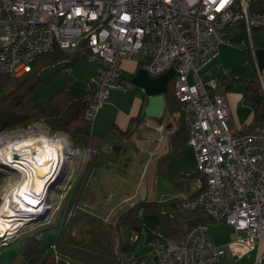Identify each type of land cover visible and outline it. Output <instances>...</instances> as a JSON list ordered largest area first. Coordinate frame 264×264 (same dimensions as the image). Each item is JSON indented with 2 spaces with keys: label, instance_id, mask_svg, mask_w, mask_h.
<instances>
[{
  "label": "built area",
  "instance_id": "built-area-1",
  "mask_svg": "<svg viewBox=\"0 0 264 264\" xmlns=\"http://www.w3.org/2000/svg\"><path fill=\"white\" fill-rule=\"evenodd\" d=\"M249 2L0 0V76L29 71L37 56L55 48L84 53L98 63L84 85L89 99L84 119L89 121L111 88L129 85L120 81L123 59L138 56L151 77L174 69L173 94L180 102L196 170L204 178L194 195L181 200V207L203 209L212 220L231 226L232 233L222 245L213 242L204 221L192 224L177 241L160 238L155 228L150 254L133 251L122 264H215L227 250L243 255L264 240V125L232 128L229 103L216 91L218 82L203 81L200 75V67L225 40L228 25L246 30L241 41L253 53L251 33L264 28V11L250 9ZM67 61L59 58L46 66ZM37 123L42 124L41 134ZM28 126L32 135L54 133L42 120ZM70 143L71 153L75 148ZM138 238L133 233L130 241Z\"/></svg>",
  "mask_w": 264,
  "mask_h": 264
},
{
  "label": "trees",
  "instance_id": "trees-1",
  "mask_svg": "<svg viewBox=\"0 0 264 264\" xmlns=\"http://www.w3.org/2000/svg\"><path fill=\"white\" fill-rule=\"evenodd\" d=\"M249 4L252 10L264 11V2L251 0ZM82 56L84 53L78 51L67 53L55 48L37 56L29 71L18 76H0V131L16 125L25 127L31 121L42 120L50 126L51 131L66 132L73 148L84 153L82 164L76 168L74 175L67 180L60 192L63 198L51 219L54 225L50 228L43 227L35 235L18 239L23 242V255L19 264H53L55 254L62 260L71 259L74 264H122L129 253L135 252L141 244L138 242L145 214L154 213L158 224L175 241L182 238L192 224L201 221L209 224L214 221L201 208L188 211L183 209L180 204L182 198L176 197L121 201L107 215L108 221L91 206L102 191L99 184L93 181L97 180L95 173L100 169H111L119 162L120 150L116 151L111 145L117 143L124 148V140L135 134L144 113L141 109L131 116L123 129H116L115 124L110 122L104 133L94 135L90 132V121L84 119L85 108L89 103L85 92L71 97L65 89H61L48 98L31 97L33 88L41 81L37 74L41 68L59 58H69L63 65L68 67ZM140 67L141 62L137 69ZM223 80L221 78V82ZM230 82H226L227 87ZM173 83V78H170L164 101L168 107L171 106L170 110L182 116L180 102L173 94ZM244 83V97L253 105V117L248 124L253 129L264 125V89L256 76L254 79L244 80ZM171 156L167 153L163 160ZM3 174V168H0V180L3 179ZM48 230L53 232V236L46 245L44 234ZM133 233L139 235L135 242L130 241Z\"/></svg>",
  "mask_w": 264,
  "mask_h": 264
},
{
  "label": "crops",
  "instance_id": "crops-1",
  "mask_svg": "<svg viewBox=\"0 0 264 264\" xmlns=\"http://www.w3.org/2000/svg\"><path fill=\"white\" fill-rule=\"evenodd\" d=\"M259 1L264 2V0ZM225 30V40L219 42L216 56L200 67L201 80L213 79L218 82L219 86L216 91L223 94L227 99V103H229V123L232 128L236 130L241 126L250 128L248 124L253 117V105L244 97V80L254 79L252 77L253 69H251L254 68V71L256 70L255 72H257L255 76L259 78L261 87L264 89V28H253L251 33V41L254 44L253 53L249 52L246 46L242 44L241 40L246 37V30L242 26L228 25ZM239 43L242 44L241 47L238 45ZM138 64H140L138 56L131 59H123L120 64V81H130L133 73L137 70ZM97 66L98 63L96 61L88 60L82 56L68 67L62 65H58L56 68L43 67L37 73L41 77V81L33 88L31 97L33 99L48 98L61 89H65L66 93L71 97L77 93H82L85 90V83L94 74ZM221 78L224 79L222 82ZM227 81H231L228 87L226 86ZM147 98L148 95L144 94L143 90L136 84L133 87L126 85L124 87L116 86L111 88L107 99L100 104L95 116L90 120V132L94 135L102 134L106 131L110 122L115 124L116 129H123L127 126L129 118L143 109ZM164 106L166 110L161 120L144 115L142 123L135 131V134L125 140L124 144L126 141L135 142V145L149 156L148 161L152 162V168H154L155 173L163 175L171 183V186L178 190L172 194L174 196L166 198L175 199L176 197L183 199L194 195L204 178L199 170H196L195 154L192 145L187 139L188 130L186 129L184 118H182L180 113L170 110L171 106L168 107L165 101ZM126 149L127 146H125L124 151L120 150L119 162L122 159L121 154H124ZM167 153L172 156L163 160L164 155ZM119 162L106 171H117L116 168H118ZM102 171L103 169H100L95 174L97 175ZM186 171H189L190 174L186 173ZM98 187L100 188V186ZM100 197L106 198L108 195L101 194ZM127 197H130L131 200L135 199L130 195ZM107 201L109 199L106 200L105 206H107ZM94 203L100 215L107 216L110 213V209V211L102 209L104 204L102 205L99 200ZM118 203L109 207L114 209V206ZM143 218L145 219L141 228L140 241L143 239L151 249L153 241L156 240L155 228L161 234V230L158 228L160 225L154 213L145 214ZM217 223H219L217 225L219 233L221 230L229 228L231 233V226L226 223ZM209 236L213 242L222 245L226 244L230 239L229 237L228 239H223L217 235L213 238L210 227ZM164 237H168L166 233L161 235L160 238ZM257 258V264H264V240L260 242L258 247H252L248 253L243 255L235 256L227 250L225 255L215 264H252Z\"/></svg>",
  "mask_w": 264,
  "mask_h": 264
},
{
  "label": "rangeland",
  "instance_id": "rangeland-1",
  "mask_svg": "<svg viewBox=\"0 0 264 264\" xmlns=\"http://www.w3.org/2000/svg\"><path fill=\"white\" fill-rule=\"evenodd\" d=\"M245 36V33H244ZM241 47V43L238 44ZM245 66V65H244ZM246 67V66H245ZM248 68V67H247ZM253 69L252 77H255L256 73ZM248 71V69H247ZM59 72V71H55ZM125 75H127L125 73ZM129 86L133 87L135 85L134 83H128ZM33 122V121H31ZM30 122V123H31ZM28 123L25 125V127L16 125L12 128L2 129L0 131V145L3 142L2 139L12 140L15 139V137L19 136H32L30 134L29 130L31 129V126L29 127ZM39 128V132L41 131L42 124L37 123L36 124ZM64 132V131H63ZM41 134V133H40ZM67 134L61 133V131H56L54 133H50L49 137L56 138L59 137L61 139L67 140V142H70V138H67ZM36 136V135H35ZM125 141V140H124ZM71 144V143H70ZM125 145L127 146L126 151L124 154H121V161L119 162L118 168H116L117 171H106L107 169H103V171L99 174H97L98 178L95 181V184H99L100 190L102 192L100 194L102 195H108V197H100V194L98 195L96 201L99 200L100 203H102V209L109 210L110 213L114 210L111 209L109 206L114 205L118 202H126L130 200V197H127L128 195L134 197L135 199L138 198H146V199H165L166 197H172L176 190L173 186H171V183L166 180V178L159 174L155 173L154 168H152V162L148 161L149 156L144 153L143 150L138 148L135 145V142H125ZM136 146V147H135ZM83 151L79 149L71 150V154L68 155V161L66 163V166L63 168L62 176L61 178L54 182L52 184L51 190L47 192L46 196V209L44 210L43 214L37 217H34L30 219L28 222L24 223L21 227H18L17 229L11 231L8 237H1L0 238V245H4L6 243V246L0 247V264H19L22 259V246L23 242L21 240H18L21 237L30 236L31 234H37L43 227L50 228L54 225V221H52L53 214L55 213V209L58 207L62 200V193H60L64 187L66 186L67 180L71 178L74 175V171H76V168L82 164V155ZM149 162V163H148ZM0 168L4 170L3 179L0 180V204H1V198L3 197V194L10 189L12 185L17 183L19 181L18 179V172L15 169L10 168V166H7L6 164H3V162L0 160ZM17 178H16V177ZM17 181V182H16ZM123 198H126L123 200ZM129 198V199H128ZM107 206L106 205V200ZM110 203V204H109ZM91 206L93 208L96 207L95 203H93ZM108 207V208H105ZM109 216H103L104 220L108 221ZM143 218V217H142ZM145 218H143L144 221ZM217 225L219 223L213 222L209 223V227L211 230L212 237L214 238L216 235L223 239L230 238L231 233L229 229L226 230H217ZM158 228L161 230V235H164V229H162L160 226ZM53 232L51 230L46 231L45 235V241L44 243L47 245L48 242L51 240V237ZM14 241V242H13ZM138 243H141V246H138L135 249V253L137 255L141 254H150L151 249L149 248V245L146 244V242L139 241ZM67 259V258H65ZM53 264H74L71 259L62 260L60 257L55 254L54 256V263Z\"/></svg>",
  "mask_w": 264,
  "mask_h": 264
},
{
  "label": "bare ground",
  "instance_id": "bare-ground-1",
  "mask_svg": "<svg viewBox=\"0 0 264 264\" xmlns=\"http://www.w3.org/2000/svg\"><path fill=\"white\" fill-rule=\"evenodd\" d=\"M2 141L0 160L19 173V181L1 198L0 238L8 237L30 219L41 217L46 207L47 185L63 168L66 153L70 152L67 140L45 135Z\"/></svg>",
  "mask_w": 264,
  "mask_h": 264
},
{
  "label": "water",
  "instance_id": "water-1",
  "mask_svg": "<svg viewBox=\"0 0 264 264\" xmlns=\"http://www.w3.org/2000/svg\"><path fill=\"white\" fill-rule=\"evenodd\" d=\"M174 75L173 67H169L167 71L157 75V77H151L145 69L142 67L136 70V73L130 78V82L138 85L143 93L148 95L146 104L143 106V113L145 116H149L153 119L161 120V117L165 114L166 107L164 106V97L167 90L169 80ZM112 148L116 151L123 150L122 145L113 143ZM66 154H71L70 152ZM68 155L65 158L63 168L66 166ZM63 168L56 174V176L48 183L47 192L51 190L52 184L58 181L62 176ZM47 207H45L46 209Z\"/></svg>",
  "mask_w": 264,
  "mask_h": 264
},
{
  "label": "clouds",
  "instance_id": "clouds-1",
  "mask_svg": "<svg viewBox=\"0 0 264 264\" xmlns=\"http://www.w3.org/2000/svg\"><path fill=\"white\" fill-rule=\"evenodd\" d=\"M173 78V77H172ZM129 83H130V81L129 80H127ZM85 92V91H84ZM66 133V132H65ZM67 134V133H66Z\"/></svg>",
  "mask_w": 264,
  "mask_h": 264
}]
</instances>
